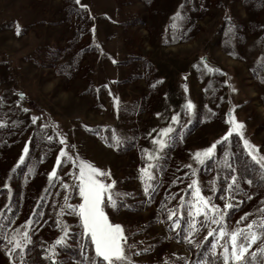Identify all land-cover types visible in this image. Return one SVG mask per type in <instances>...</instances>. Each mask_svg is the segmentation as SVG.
<instances>
[{
	"label": "rangeland",
	"instance_id": "374dc122",
	"mask_svg": "<svg viewBox=\"0 0 264 264\" xmlns=\"http://www.w3.org/2000/svg\"><path fill=\"white\" fill-rule=\"evenodd\" d=\"M232 116L264 155V0H0V264H52L61 237L57 264L95 258L68 209L80 202L81 161L100 169L102 182L115 181L118 207L104 210L123 226L133 264L203 262L220 225L195 217L185 241L192 180L221 212L225 202L234 206L228 231L264 219L237 168L238 187L226 191L225 151L243 149L238 135L203 164L194 156L225 134ZM169 125L173 140L160 150L153 140ZM61 148L72 159L57 165ZM169 211L173 220L183 213L176 239L164 226ZM17 230L31 238L24 253L5 239Z\"/></svg>",
	"mask_w": 264,
	"mask_h": 264
},
{
	"label": "snow or ice",
	"instance_id": "6c2138e0",
	"mask_svg": "<svg viewBox=\"0 0 264 264\" xmlns=\"http://www.w3.org/2000/svg\"><path fill=\"white\" fill-rule=\"evenodd\" d=\"M76 3L80 4L81 0H76ZM81 7H86V5L81 4ZM16 34H21L19 25L16 26ZM113 63H115V61H113ZM204 66L207 68V63H205ZM185 90L187 89L185 88ZM233 91H235V89H233ZM23 95V93H20L21 98H23ZM193 108L194 105L192 102L188 101V112L191 113ZM24 111H27V109ZM157 115H159V113H157ZM37 120L38 118L33 116L31 118L32 124H36ZM171 120L174 123L178 122V116L173 115ZM228 122L231 124V127L225 132V134L209 147L204 148L202 151H197L194 154L195 159L199 163L203 164L205 161L213 158L216 155L217 145L221 142L227 143L229 141V137L235 133L243 142V149L246 156L249 157L262 172H264V155H260V150L245 139L243 132L244 124L237 121L234 116H232ZM45 127L46 125H40V128L42 129ZM173 131L174 130L171 125L166 128H162L159 133L160 139L154 138L153 143L158 144L160 150L164 149L173 140V135H171ZM47 140L52 141L53 137L48 135ZM114 140H116V143L120 142L115 137ZM60 143H65L64 138L60 139ZM28 152L29 145L26 143L23 149L24 154H22L19 158L20 162L25 160V154ZM233 155V153L226 149L224 163L225 167L231 170L230 182L227 184L226 189L229 194L232 190H234V186L238 187V176L236 175L237 169L231 162V157ZM61 157L72 159L65 152L64 148L59 150V155L56 157L57 165L62 163ZM188 167H191V165H188ZM142 171H145V169H142ZM55 175L56 171L53 169V171L49 173V180L51 181ZM101 175H104V173H102L100 169L81 161L77 177L79 181L77 187L80 202L76 206L68 205L69 212L79 216L83 229V236L89 237L91 244L94 247L95 258L88 259L85 257V259L88 260V264H133L131 258L125 250L124 245L126 243V236L123 226L120 223L111 222L109 216L104 210L105 203L118 207L116 204V198H114L112 194L115 189V181H112L111 183H104L98 179ZM193 175H195V173H193ZM247 183L252 184V180L248 179ZM63 187L67 189L69 185L63 184ZM4 188L7 189L8 185L5 184ZM188 188L193 190L191 193L193 200L187 202L188 224L184 226V231L187 233L184 237L185 241L188 243L192 242L189 237L192 236L194 231H196L195 217L202 215L204 222H211L212 224L220 225L219 231L216 232L215 236H213L214 230L209 229L207 236L204 237V239L207 240L208 236H213L211 246L208 249L213 258L216 257L217 247H221L223 251L220 253V257L222 258L223 264H230V262L231 264H264V259H262V257H264V219H261L259 223H257L256 220H253L247 223L244 228H235L228 231L224 227L226 210L233 208L234 206L231 203L225 202L223 205L225 212H221L218 205L212 203L208 197L202 194L196 180H192V182L188 185ZM145 192L148 194L149 190L146 188ZM67 199V196H65V200ZM184 203V198L181 197V207L184 206ZM176 215L177 214L174 211H169L167 217L168 220L173 221V230L180 228L182 223L183 213L173 220V217ZM247 215L248 214H245V216ZM244 218L245 217H241V220ZM28 223H31V221H28ZM237 223H239V221ZM64 232L67 234L68 229L65 228ZM225 237H227L226 243L220 245L219 241ZM5 239L12 244L11 251L19 249L21 253L25 252L24 245L31 243L30 236L26 232L20 233L18 230L16 235L12 237L5 236ZM63 241L64 237L56 240L55 245L50 252V255L52 256V264H57L56 256L58 253L56 251V246L61 245ZM257 241H260V245L254 251L250 252V249H252L253 245L257 244ZM198 264H212V262L205 259L203 262L198 261Z\"/></svg>",
	"mask_w": 264,
	"mask_h": 264
},
{
	"label": "trees",
	"instance_id": "16d2710c",
	"mask_svg": "<svg viewBox=\"0 0 264 264\" xmlns=\"http://www.w3.org/2000/svg\"><path fill=\"white\" fill-rule=\"evenodd\" d=\"M233 154L234 155L231 157V162L234 164V166L238 170H240V172L243 176L252 180V188L250 190V194L253 197L254 196L257 198L259 197L260 204H262L264 207V172H262L259 169V167L257 165H255L250 160L249 157L246 156V154H244V151H243L241 146L238 147L237 151L233 152ZM223 181L224 182L221 181L223 183V185H226L227 179L225 178V179H223ZM259 190H261V191H259ZM224 192H225V187L224 186H222L221 188L219 187V189H216V191H214V196L221 195ZM199 222H203V219H202V221L199 220ZM164 226H165L166 230H168V232L171 234L173 239H176L177 238L176 237L177 232H179L178 229L176 231L172 230L170 222L166 218L164 221ZM259 245H260V241H257V244L253 245L252 249H250V252L254 251ZM191 252H192V254H194L193 256L195 257L194 251L191 250ZM205 259L211 261L212 264H222V260L220 259V255H217L215 258H213L211 253L206 252ZM262 259H264V257H262ZM49 264H51V263H49Z\"/></svg>",
	"mask_w": 264,
	"mask_h": 264
}]
</instances>
